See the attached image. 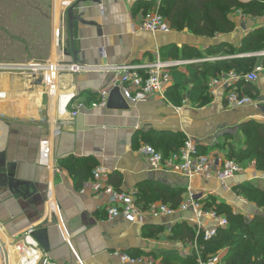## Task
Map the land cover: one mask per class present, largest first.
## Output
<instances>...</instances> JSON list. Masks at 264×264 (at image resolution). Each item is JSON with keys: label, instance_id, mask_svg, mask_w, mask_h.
<instances>
[{"label": "crops", "instance_id": "crops-1", "mask_svg": "<svg viewBox=\"0 0 264 264\" xmlns=\"http://www.w3.org/2000/svg\"><path fill=\"white\" fill-rule=\"evenodd\" d=\"M238 1L247 4L250 0ZM78 2L57 0L54 4L57 34L45 55L28 57L24 52L4 62H73L67 20V11L73 7V16L81 18L73 27L76 63L86 69L77 75H59L57 89L86 107L81 112L84 130H77L76 120L58 112V100L48 97L38 79L0 73V172L9 173L17 182L29 183L36 192L30 198H22L0 186V240L7 250L9 264H43L44 257L53 264H123L115 252L144 256L159 264L173 254L176 257L172 264H180L178 260L191 256L193 242L176 238V232L188 227L196 234L192 213L178 211L171 217L158 218L144 215L136 223L121 217L109 219L105 198L90 187L92 173L101 168L108 174L109 184L132 194L141 208L172 206L179 196L183 202L190 189L198 197L225 204L234 210V215L250 216V220L262 213V209L237 193L243 185L264 189V172L257 169L256 161L245 167L239 164L241 173L225 184L214 175L216 168L231 160L222 150L225 141L236 139L241 132L239 127L247 122L264 124V73L254 84L240 80L227 88L209 85L214 80L222 82L231 74L244 76L264 65V57L254 56L256 52H237L247 35L264 29V11L253 17L232 9L228 15L233 25L231 33L203 37L187 29H171L168 34L140 30L143 15L155 8L160 13L162 0ZM64 21L66 35L63 30L58 36ZM178 52L200 55L187 61L210 53L215 60L209 64L237 59L257 61L246 73L230 71L215 78L209 76L206 104H202L203 95L196 81L193 99L188 92L179 103L153 96L135 104L128 102V111L91 108L99 101V93L120 79L117 68L148 64L157 53L164 60H175ZM192 64L200 65L191 62L174 68L171 77L175 71L188 76L187 67ZM172 84L173 78L165 96ZM248 86L250 92L246 90ZM231 89L253 99L256 106L227 109L224 97ZM183 138L190 139L200 155L215 160L208 177L188 181L173 173L152 171L140 152L142 147L151 146L163 158H169ZM70 159L76 162L74 170L70 169ZM201 223L213 225L209 219ZM35 231L45 232L47 250L30 236ZM19 246L24 253L35 252L37 258L32 253L20 254ZM226 253L227 249L219 252L222 260Z\"/></svg>", "mask_w": 264, "mask_h": 264}, {"label": "built area", "instance_id": "built-area-1", "mask_svg": "<svg viewBox=\"0 0 264 264\" xmlns=\"http://www.w3.org/2000/svg\"><path fill=\"white\" fill-rule=\"evenodd\" d=\"M139 29L151 34H168L171 28L168 23L157 11L146 12L139 23ZM254 56L264 57V51L253 54ZM215 59H212V61ZM192 61L182 60H164L157 53L156 58L145 65L136 66L132 64L124 65L117 68L120 71V79L114 83L111 88H107L99 93V101L91 105V108H105L110 91L118 87L122 96L130 103H138L145 101L153 96H160L162 100H166L165 90L172 83L171 70L182 65L191 64ZM86 68L78 63L65 62L62 59L54 61H36L31 63L0 64V73L10 75H21L33 79L41 78L42 85L45 87L50 99L58 100V112L67 114L71 119H75L86 107L81 102H74V97L70 95L60 94L57 89L58 76L61 74L77 75L82 73ZM264 73V65L256 66L253 71L244 75L237 76L231 74L223 81L214 80L209 87L213 88L220 84L227 88L232 82L244 80L247 83H256L260 75ZM224 103L227 109L245 108L256 106L255 101L248 96L238 94L236 89L226 92ZM140 152L145 156L149 167L152 171L168 172L181 176L191 181L198 177H208L210 175L215 160L210 157L200 155L195 144L186 139L184 146L176 153L172 154L168 159L157 152L151 146H144ZM242 171L241 166L231 160L224 163L222 167L216 168L215 178L225 184L233 180ZM92 191L106 200V211L109 219L124 218L131 223L141 220L144 215L152 218L171 217L176 212H191L193 222L196 225V236L192 243V252L196 254L197 264H222V258L218 253L215 256L204 260L201 257L198 237L208 242L217 236L218 231L228 226V221L224 215H220L213 209H205V199L198 197L188 189L183 202L173 208L168 205L158 204L151 205L147 208H141L136 203L134 196L115 189L109 184L108 174L101 168L97 167L92 173V181L90 184ZM209 219L213 225L203 226L201 222ZM19 252L24 253L22 247L17 248ZM34 259L37 258L35 252L31 251ZM114 255L120 259L123 264H159L144 256L134 257L129 254L115 252ZM43 264H53L47 257L41 259Z\"/></svg>", "mask_w": 264, "mask_h": 264}, {"label": "trees", "instance_id": "trees-1", "mask_svg": "<svg viewBox=\"0 0 264 264\" xmlns=\"http://www.w3.org/2000/svg\"><path fill=\"white\" fill-rule=\"evenodd\" d=\"M162 6L160 12H163L162 17L171 29L179 31L187 29L198 36L213 37L216 34H227L233 31V25L228 20L230 10H242L246 15L258 17L263 14L264 0H250L247 4H241L238 0H162ZM262 50H264V29L247 35L237 52L250 53ZM189 54H193L192 58L200 57L198 53L191 52ZM256 61L257 59L253 58L206 65L192 64L187 67L188 76L176 71L172 73L173 84L167 90L166 97L174 103H179L189 92L190 98L193 99L194 91L198 87L195 82L198 81L200 84L198 91L203 95L202 104H206L209 102L205 89L209 76L215 78L230 71L246 73L254 68ZM190 85H192V89L188 90ZM246 90L250 92L251 88L248 86ZM239 129L245 134L247 144L252 143V146L241 148L238 152H235L232 147L230 152L233 150L232 154L236 160L231 157L230 159L240 164L237 159L243 161L246 156L255 155L257 156V169L264 172V124L250 121L241 125ZM184 141V138L183 141H179L177 150L172 154L184 146ZM69 166L70 169L74 170L76 162L70 159ZM237 193L244 196L252 205L262 209L263 212L256 214L250 220H246L241 215L232 214L230 208L225 204L217 203L212 198L207 199L204 205L205 209L210 208L216 210L218 214L224 215L228 221V226L219 230L217 236L208 242L203 241L201 236L198 237L201 257L207 260L223 249H227L222 264H264V189L252 185H243ZM181 201L179 196L178 200L172 201V206H168L177 208ZM195 236V231L188 227H181L180 232H176V238L187 242H193ZM175 257L171 254L162 263L172 264ZM178 261L180 264H197L196 254L193 251L191 256Z\"/></svg>", "mask_w": 264, "mask_h": 264}, {"label": "rangeland", "instance_id": "rangeland-1", "mask_svg": "<svg viewBox=\"0 0 264 264\" xmlns=\"http://www.w3.org/2000/svg\"><path fill=\"white\" fill-rule=\"evenodd\" d=\"M57 0H0V64L10 63L4 62L8 59H15L20 57L24 52L28 57H36L38 55H45L48 51V46L52 42L53 36L57 34L56 17H54V4ZM58 6V4H56ZM158 10V8H155ZM163 16V12H160ZM66 23H62L58 30L60 33L66 35ZM264 50H262L263 52ZM261 52V51H259ZM183 53V52H181ZM176 53L173 57L175 60L187 61L192 58L193 54ZM231 53V51H229ZM253 53V52H252ZM258 53V51L256 52ZM214 55L207 53L206 56L201 55V58L192 60L200 65H206L212 62ZM28 61V60H27ZM36 61H28L22 63H31ZM12 63V64H22ZM236 139H231L229 143L225 141L222 147L224 154L233 157V150L238 152L241 148L252 146L245 140V134L239 132ZM236 160V159H235ZM240 161L242 167L248 165L250 162L257 160V156L248 155L246 159ZM234 210L230 209L233 213ZM239 214V213H237ZM243 218L249 220L250 216L242 215ZM252 218V217H251Z\"/></svg>", "mask_w": 264, "mask_h": 264}, {"label": "water", "instance_id": "water-1", "mask_svg": "<svg viewBox=\"0 0 264 264\" xmlns=\"http://www.w3.org/2000/svg\"><path fill=\"white\" fill-rule=\"evenodd\" d=\"M90 0H79L80 2H86ZM96 1V0H93ZM67 20H68V27L71 37V52L73 56V63L77 62L76 59V52L74 49V43H73V27L74 23L76 21L81 22V18L73 16V7L70 8L67 11ZM197 63V62H193ZM39 85L42 84L41 78H38ZM107 110H115V111H128L130 109V105L127 100L122 96L120 89L118 87L113 88L108 96L107 104H106ZM83 115L79 114L74 121L76 122L77 130H84L82 126L83 121ZM81 126V127H80ZM0 186L4 188H8L11 191H15L16 193L20 194L22 198H30L32 195H34L36 192L34 189H31L29 183L25 182H17L13 179L9 173L0 172ZM30 190L32 193L30 194ZM30 236L45 250H47V243H46V235L44 231H35L30 234ZM0 258L3 262V264H9V258L7 250L4 246V244L0 240Z\"/></svg>", "mask_w": 264, "mask_h": 264}, {"label": "bare ground", "instance_id": "bare-ground-1", "mask_svg": "<svg viewBox=\"0 0 264 264\" xmlns=\"http://www.w3.org/2000/svg\"><path fill=\"white\" fill-rule=\"evenodd\" d=\"M17 251H18V249H17ZM18 252H19V251H18ZM19 253H20V254H23V255H26V254H28L29 256L31 255V253H27V252H26V253H21V252H19ZM28 255H27V256H28ZM32 257H33V255H32ZM33 258H34V257H33Z\"/></svg>", "mask_w": 264, "mask_h": 264}]
</instances>
